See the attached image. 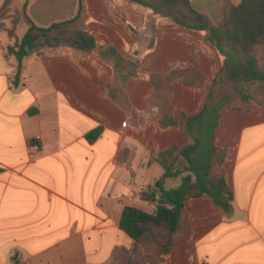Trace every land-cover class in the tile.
I'll return each mask as SVG.
<instances>
[{
    "label": "crops",
    "instance_id": "0c3cea01",
    "mask_svg": "<svg viewBox=\"0 0 264 264\" xmlns=\"http://www.w3.org/2000/svg\"><path fill=\"white\" fill-rule=\"evenodd\" d=\"M79 1L0 0V264H108L116 249L130 252L134 242L119 228L124 208L153 213L158 187L181 179L164 181L153 158L191 142L160 120L195 114L222 64L203 32L125 0H82L96 48L32 55L18 69L7 49L26 19L48 27L77 16ZM190 3L218 22L219 0ZM109 47L123 57L117 70L99 54ZM186 68L204 84L152 82ZM215 143L226 152L228 209L186 197L189 238L152 264H264V106L225 111Z\"/></svg>",
    "mask_w": 264,
    "mask_h": 264
},
{
    "label": "trees",
    "instance_id": "16d2710c",
    "mask_svg": "<svg viewBox=\"0 0 264 264\" xmlns=\"http://www.w3.org/2000/svg\"><path fill=\"white\" fill-rule=\"evenodd\" d=\"M10 0H5L7 6ZM151 11L154 16L170 19L181 28L203 32L205 39L220 56L222 64L209 83L206 100L193 115L177 111L164 114L162 128L174 127L183 131L190 144L182 149L160 152L153 161L163 170V180L180 179L177 186L158 187L156 207L149 214L134 207L124 208L119 228L134 242L131 251L116 249L108 264H152L166 256L174 246L190 236L184 199L207 196L227 210L232 193L222 173L225 150L215 143V130L222 114L228 110H249L251 104L264 106V0H219L217 23L194 10L190 0H125ZM77 16L39 27L26 19L28 28L19 41L7 49L20 68L29 56H41L59 48L68 47L82 54L96 48L92 35L83 29L82 0ZM3 16L5 11H0ZM18 22L14 18L12 24ZM260 50L261 58L257 57ZM102 58L123 62L113 48H102ZM123 74V71H120ZM161 78L168 83L180 80L185 85H202L206 78L198 71L186 68L173 70ZM126 76H122L124 82ZM100 128L90 131L86 139L92 142Z\"/></svg>",
    "mask_w": 264,
    "mask_h": 264
},
{
    "label": "rangeland",
    "instance_id": "374dc122",
    "mask_svg": "<svg viewBox=\"0 0 264 264\" xmlns=\"http://www.w3.org/2000/svg\"><path fill=\"white\" fill-rule=\"evenodd\" d=\"M4 3H5V2H4ZM3 16H4V15H3ZM1 35L4 37L5 34H4V33H1ZM257 57H258V58H261V52H260V50L257 51Z\"/></svg>",
    "mask_w": 264,
    "mask_h": 264
},
{
    "label": "built area",
    "instance_id": "2783aa9c",
    "mask_svg": "<svg viewBox=\"0 0 264 264\" xmlns=\"http://www.w3.org/2000/svg\"><path fill=\"white\" fill-rule=\"evenodd\" d=\"M36 146L32 145V148H35Z\"/></svg>",
    "mask_w": 264,
    "mask_h": 264
}]
</instances>
